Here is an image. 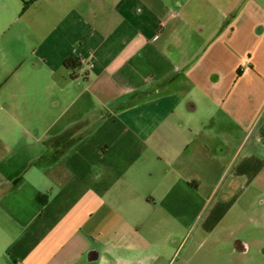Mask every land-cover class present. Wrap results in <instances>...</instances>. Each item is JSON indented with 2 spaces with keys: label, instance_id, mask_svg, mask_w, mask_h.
<instances>
[{
  "label": "crops",
  "instance_id": "obj_1",
  "mask_svg": "<svg viewBox=\"0 0 264 264\" xmlns=\"http://www.w3.org/2000/svg\"><path fill=\"white\" fill-rule=\"evenodd\" d=\"M102 262L264 264V0H0V264Z\"/></svg>",
  "mask_w": 264,
  "mask_h": 264
},
{
  "label": "trees",
  "instance_id": "obj_2",
  "mask_svg": "<svg viewBox=\"0 0 264 264\" xmlns=\"http://www.w3.org/2000/svg\"><path fill=\"white\" fill-rule=\"evenodd\" d=\"M27 6V3L24 2V7ZM25 9V8H24ZM65 67L72 72V77L75 76V71L81 67L80 62L76 58H69L65 61Z\"/></svg>",
  "mask_w": 264,
  "mask_h": 264
},
{
  "label": "clouds",
  "instance_id": "obj_3",
  "mask_svg": "<svg viewBox=\"0 0 264 264\" xmlns=\"http://www.w3.org/2000/svg\"><path fill=\"white\" fill-rule=\"evenodd\" d=\"M102 264H103V262H102Z\"/></svg>",
  "mask_w": 264,
  "mask_h": 264
}]
</instances>
